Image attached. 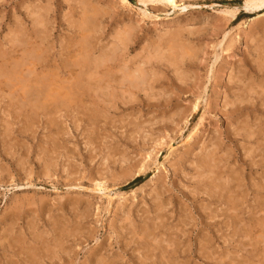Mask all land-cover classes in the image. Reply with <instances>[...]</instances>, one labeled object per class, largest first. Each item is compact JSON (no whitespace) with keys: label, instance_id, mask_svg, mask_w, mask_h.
<instances>
[{"label":"rangeland","instance_id":"obj_1","mask_svg":"<svg viewBox=\"0 0 264 264\" xmlns=\"http://www.w3.org/2000/svg\"><path fill=\"white\" fill-rule=\"evenodd\" d=\"M126 1L0 0L7 71L17 38L41 28L36 10L48 34L32 45L53 87L73 84L57 70L87 45V61L114 50L80 98L52 91L57 109L21 110L0 89V264H264V9ZM174 40L178 57L189 53L175 61ZM123 72L143 84L129 88Z\"/></svg>","mask_w":264,"mask_h":264},{"label":"bare ground","instance_id":"obj_2","mask_svg":"<svg viewBox=\"0 0 264 264\" xmlns=\"http://www.w3.org/2000/svg\"><path fill=\"white\" fill-rule=\"evenodd\" d=\"M121 4L123 5H128L127 4V1L126 0H119ZM47 2V1H46ZM143 2L148 3H159V4H162L164 6H167V7H181V9H185L187 7L186 4H181L182 0H143ZM189 5V4H188ZM34 6V5H33ZM248 12H260L261 10L264 9V0H245V7H244ZM49 9V8H48ZM245 10V11H246ZM31 12V11H30ZM224 15H226L227 17L229 18H234L235 15L237 14L238 12V9L237 8H232V9H224L221 11ZM31 14L34 15L31 16L33 17V26L36 27V26H40L41 28H37L38 30H35L32 31V34H29L27 35V32H22L20 35L21 37L20 38H17V41H19L20 45H21V53L19 54L20 56H18L20 59L15 62L13 64V67H10L11 69L8 71L5 70L4 68L6 67V64H3V63H0V89H5V88H8V91H9V97H10V100H13V99H16V104H17V107L19 109L22 110V108H25L26 106L28 107H41L40 105H42V109L45 108L47 105L48 106H54L55 108L54 109H57L58 105L59 104L58 102L56 101H52V100H55L54 96H56V99L59 98V96L61 97L60 95V92H62L63 90H68V95H67V100L68 99H77V98H80L82 95H84V92L90 88H93V86L91 87V85L89 86L88 82H90V80L87 81L86 78H89V79H92L94 74L95 73H98V71L100 70L101 67L103 66H106L107 65V62L108 61H112L114 60V57H113V54H114V50L111 52V56L112 57H109L110 59H106L104 60L103 58H105L103 56L102 59H98L99 57H97L94 61H87V52H88V48L86 46V48H83L85 50H81L80 53L76 54V59L73 60L72 62H65V64L61 65L59 68L61 69V72L57 70V75H58V78H60L63 73L66 75V76H71L73 74H76V76L74 75L73 78H75L73 82V84L70 86V87H65V86H55L53 87V84L52 83H49V79L48 77H51L52 75L50 74V70L48 69L51 65H49L47 62H46V58L43 53H39V47L38 48H34L32 44H36V42L38 41L37 39L39 38V44L38 46L40 45V43L44 42V40L47 38V34L48 32L46 31L47 28H46V25L48 24V22L44 19V17L42 16V14H38L37 13V10L36 11H33ZM30 14V15H31ZM142 15L143 17L145 16L144 12H142ZM95 25V24H94ZM94 28V26L92 27ZM91 28V29H92ZM90 31V30H89ZM88 32V31H87ZM23 33H26V34H23ZM89 33V32H88ZM40 34H43V35H40ZM90 34V33H89ZM130 34V33H129ZM34 35V38H32ZM92 35V34H91ZM192 35V34H191ZM17 36V34H16ZM121 36V35H120ZM119 36V37H120ZM18 37V36H17ZM28 37V38H27ZM91 37V36H90ZM88 37V38H90ZM123 37V36H121ZM128 37V36H127ZM177 37V36H176ZM87 38V37H86ZM87 38V39H88ZM121 38H118V41L120 40ZM33 40V41H31ZM86 40V39H85ZM126 40V39H125ZM170 40V39H169ZM175 41V40H174ZM169 41L168 43H166V47H167V52L168 54L165 55L167 57L168 60H177V57H178V52H176L174 49L176 46H178V44H176V41ZM179 41V39H178ZM13 42V41H12ZM119 42H121V44H124V41L120 40ZM174 42V43H173ZM84 43V42H83ZM85 43L87 44L88 43V40L85 41ZM43 44V43H42ZM85 44V45H86ZM92 44V43H91ZM18 45V44H17ZM32 45V47L30 46ZM37 46V45H36ZM186 46V45H185ZM82 47V46H81ZM181 47V46H180ZM46 48V47H45ZM127 48V47H126ZM177 48V47H176ZM185 48V47H184ZM183 48V49H184ZM262 48V47H261ZM116 49V48H115ZM259 49V48H258ZM46 51H43L47 54V49H44ZM80 50V49H79ZM164 50V49H163ZM39 51V52H38ZM78 51V50H77ZM90 51L92 52V49H90ZM49 52H50V49H49ZM193 52V51H192ZM260 52V51H259ZM73 53V52H72ZM105 53V52H104ZM108 53V52H107ZM106 53V54H107ZM74 54V55H75ZM90 54V53H89ZM185 54H189L188 53V50L185 49L183 54L181 56H179L178 58H184ZM73 55V54H72ZM193 55V54H192ZM69 56V55H68ZM89 56V55H88ZM194 56V55H193ZM101 57V56H100ZM165 57V58H166ZM1 58V56H0ZM72 58V57H71ZM89 58V57H88ZM92 59V58H91ZM94 59V58H93ZM166 59V60H167ZM262 59V58H261ZM3 60V59H2ZM258 60V59H257ZM59 61V60H58ZM55 62V61H54ZM261 62V60H260ZM5 63V61H4ZM85 63H89V64H85ZM106 63V64H105ZM262 64H264V60L262 62ZM110 65V64H109ZM263 67V66H261ZM260 67V68H261ZM140 68V67H139ZM38 69H40L39 71H37ZM23 70L25 71L23 73ZM102 70V69H101ZM262 70V69H261ZM46 72V74H43V72ZM49 73H48V72ZM105 71V70H104ZM103 71V72H104ZM111 71V70H110ZM131 72V71H130ZM127 73L125 74L123 72V74H125V77H123L122 79L124 80L125 83H127L128 87L129 88H136L139 83H142L141 82V79H142V75H138L137 77H134L131 76V74ZM139 72V71H137ZM134 73V72H133ZM42 76H40V75ZM105 75V73H103ZM102 74V76H103ZM258 74V73H257ZM38 75L40 77H38ZM100 75V74H99ZM109 75V74H108ZM181 75V74H179ZM144 76V74H143ZM71 78V77H70ZM145 78V76H144ZM184 78V77H183ZM121 79V80H122ZM138 79V80H136ZM49 80V81H48ZM94 80V79H93ZM99 80V79H98ZM97 80V82H98ZM102 80V78H101ZM112 79L107 78L106 81L110 84ZM122 80V81H123ZM14 82V83H10V82ZM60 81V80H59ZM51 82V81H50ZM62 82V81H61ZM94 82V81H92ZM106 82V83H107ZM145 82V81H144ZM100 83V82H99ZM67 84V83H66ZM103 84V82H102ZM105 84V83H104ZM108 84V87L110 86ZM143 84V83H142ZM65 85V84H64ZM69 85V84H67ZM66 85V86H67ZM106 85V84H105ZM243 85V83H242ZM90 88H89V87ZM259 86V85H258ZM95 89H103L100 85L98 84H95ZM107 87V86H106ZM107 87V88H108ZM263 87V86H262ZM247 88V87H246ZM93 90V89H91ZM104 90V89H103ZM127 90L129 91V89L127 88ZM252 90V89H251ZM52 91H55V94L54 96L52 95ZM82 91V92H81ZM97 91V90H96ZM2 92V91H1ZM65 92V91H63ZM67 92V91H66ZM94 92V90L92 91ZM264 94V91H262ZM101 93V92H100ZM261 93V92H260ZM66 95V94H65ZM58 96V98H57ZM63 97V95H62ZM65 97V96H64ZM248 97V96H247ZM261 97V96H260ZM66 99V98H65ZM84 99V98H83ZM242 99V98H241ZM12 102H15V101H12ZM59 102H61L60 105H63L64 104V100H59ZM71 102V101H70ZM75 102V101H74ZM68 103V102H67ZM264 103V102H263ZM262 104V102H261ZM12 105V104H11ZM83 105V104H81ZM4 106V105H3ZM16 106V105H14ZM38 109V108H37ZM46 109V108H45ZM193 111H196L198 109V102H196L193 107H192ZM7 111V110H6ZM237 112V111H236ZM89 117V116H88ZM94 119V118H93ZM195 128V127H194ZM197 132V128L192 130L189 135H188V138L187 140H190L192 137H194V135L196 134ZM258 133V132H257ZM263 133V132H262ZM248 134V133H247ZM249 135V134H248ZM264 135V134H263ZM259 137V136H258ZM254 154V153H253ZM209 155V154H208ZM206 158H204L203 160V166H205V168L208 169V167L211 166V162L209 163V160L211 158V156H209ZM213 155V154H212ZM148 159H150V156H148ZM201 159V158H200ZM221 160V159H220ZM143 164V163H142ZM253 165V164H252ZM213 168V167H212ZM206 169V170H207ZM145 170V167L141 166L140 170L139 171H144ZM202 170V169H201ZM204 170V169H203ZM205 170V171H206ZM239 170V169H238ZM209 171V169L207 170ZM203 173V172H202ZM207 173V172H206ZM205 174V173H204ZM215 174V173H214ZM225 174V173H224ZM203 175V174H202ZM201 176V175H200ZM205 177H206V174H205ZM217 178V177H216ZM219 178V177H218ZM212 181V179H210ZM218 180V179H217ZM223 182V181H222ZM263 183V182H262ZM215 184V182H214ZM222 184V183H220ZM233 184V183H232ZM213 186V185H212ZM211 186V187H212ZM219 186V185H218ZM209 187V186H208ZM215 187V186H214ZM225 187V186H224ZM264 187V186H263ZM106 188L103 187V184L101 181H97L96 182V186H95V190L96 191H103L105 190ZM208 189V188H206ZM210 189V188H209ZM207 190V191H210V190ZM213 189V188H212ZM219 188H217L218 190ZM223 188H220L218 190V193H220ZM225 189V188H224ZM227 190V189H226ZM232 190V189H231ZM261 190V189H260ZM264 190V189H262ZM216 193V191H215ZM227 193V192H226ZM213 194V193H212ZM211 195V194H210ZM236 196V195H235ZM109 197V196H108ZM211 197V196H210ZM222 197V196H221ZM243 198V197H242ZM111 198H109V201ZM113 200V199H112ZM228 200L226 203L228 205V208L229 210H233L236 208L237 206V201H233L232 199L229 200V199H226ZM258 203V202H257ZM262 206V205H261ZM226 207V206H225ZM227 214V213H226ZM230 216V214H229ZM235 217V216H234ZM206 218V217H205ZM211 218V217H210ZM219 218V217H218ZM231 218V217H230ZM226 219V217H225ZM228 219V218H227ZM237 219V218H236ZM233 220V219H232ZM264 228V227H263ZM263 234V233H261ZM163 235V234H161ZM261 237H263L262 235H260ZM259 236V237H260ZM263 239V238H262ZM254 248V246H253ZM46 249V248H45ZM36 250V249H35ZM47 251V250H46ZM38 255V254H37ZM44 255V254H43ZM56 256V255H55ZM261 256V255H260ZM44 257V256H43ZM205 257V256H204ZM263 257V256H262ZM42 258V257H41ZM34 260H37V259H34ZM99 260V259H98ZM101 260V258H100ZM33 261V259H32ZM34 262V261H33ZM42 262V260H41ZM31 263V262H30ZM99 263V262H98ZM108 263V262H107Z\"/></svg>","mask_w":264,"mask_h":264}]
</instances>
